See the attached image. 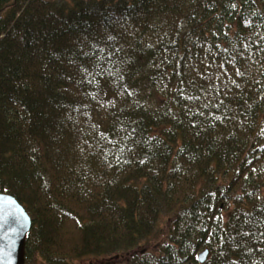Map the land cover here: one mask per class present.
Wrapping results in <instances>:
<instances>
[{"label": "trees", "instance_id": "1", "mask_svg": "<svg viewBox=\"0 0 264 264\" xmlns=\"http://www.w3.org/2000/svg\"><path fill=\"white\" fill-rule=\"evenodd\" d=\"M0 193L25 264H264V0H0Z\"/></svg>", "mask_w": 264, "mask_h": 264}, {"label": "water", "instance_id": "2", "mask_svg": "<svg viewBox=\"0 0 264 264\" xmlns=\"http://www.w3.org/2000/svg\"><path fill=\"white\" fill-rule=\"evenodd\" d=\"M32 219L13 196L0 193V264H25L27 237ZM209 256L206 250L199 256L204 264Z\"/></svg>", "mask_w": 264, "mask_h": 264}, {"label": "rangeland", "instance_id": "3", "mask_svg": "<svg viewBox=\"0 0 264 264\" xmlns=\"http://www.w3.org/2000/svg\"><path fill=\"white\" fill-rule=\"evenodd\" d=\"M57 1L59 3H65V2H69L71 0H54ZM145 248H143V250H146L147 252H152V250L155 252L158 247L156 245L155 248H153L152 246H144ZM128 256L125 255H120L116 258H88L86 260H82L79 261L78 263L75 264H126L127 260H129L130 258H127ZM31 264V263H29ZM33 264H47L46 262H44L42 259L37 260L35 263Z\"/></svg>", "mask_w": 264, "mask_h": 264}]
</instances>
